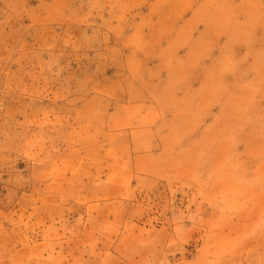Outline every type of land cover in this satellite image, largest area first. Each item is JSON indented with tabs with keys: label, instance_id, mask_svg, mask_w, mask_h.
<instances>
[{
	"label": "rangeland",
	"instance_id": "rangeland-1",
	"mask_svg": "<svg viewBox=\"0 0 264 264\" xmlns=\"http://www.w3.org/2000/svg\"><path fill=\"white\" fill-rule=\"evenodd\" d=\"M0 264H264V0H0Z\"/></svg>",
	"mask_w": 264,
	"mask_h": 264
},
{
	"label": "crops",
	"instance_id": "crops-1",
	"mask_svg": "<svg viewBox=\"0 0 264 264\" xmlns=\"http://www.w3.org/2000/svg\"><path fill=\"white\" fill-rule=\"evenodd\" d=\"M161 72V71H160ZM147 116L149 117L150 104L147 103ZM141 110L132 117L131 128L124 135L122 131L118 134L123 141L129 142L131 151L128 154L113 155L107 148L103 152V166L96 170L97 175H102L106 183H109L117 190H127L132 187L151 188L157 180H168L170 172L166 161V154L161 149L163 144V124L160 116H154L145 121L142 119ZM161 143V144H160ZM117 145V144H116ZM158 149V150H156ZM130 164H126L128 160ZM125 162V164H124ZM180 173L178 168L177 174ZM171 176V175H170ZM178 176V179L181 178ZM135 183L137 184H134ZM100 205V204H99Z\"/></svg>",
	"mask_w": 264,
	"mask_h": 264
}]
</instances>
